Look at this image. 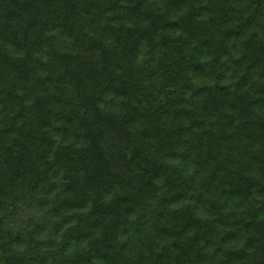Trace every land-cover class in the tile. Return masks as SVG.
Listing matches in <instances>:
<instances>
[{
  "label": "trees",
  "instance_id": "trees-1",
  "mask_svg": "<svg viewBox=\"0 0 264 264\" xmlns=\"http://www.w3.org/2000/svg\"><path fill=\"white\" fill-rule=\"evenodd\" d=\"M0 264H264V0H0Z\"/></svg>",
  "mask_w": 264,
  "mask_h": 264
}]
</instances>
